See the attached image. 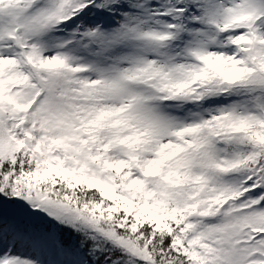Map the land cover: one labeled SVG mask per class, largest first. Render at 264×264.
Here are the masks:
<instances>
[{
  "label": "snow or ice",
  "instance_id": "6c2138e0",
  "mask_svg": "<svg viewBox=\"0 0 264 264\" xmlns=\"http://www.w3.org/2000/svg\"><path fill=\"white\" fill-rule=\"evenodd\" d=\"M0 264H264V0H0Z\"/></svg>",
  "mask_w": 264,
  "mask_h": 264
}]
</instances>
